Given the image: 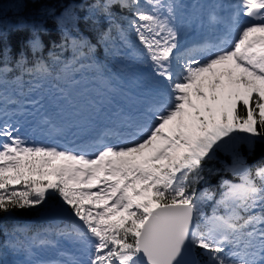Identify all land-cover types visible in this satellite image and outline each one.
<instances>
[{"label": "snow or ice", "instance_id": "6c2138e0", "mask_svg": "<svg viewBox=\"0 0 264 264\" xmlns=\"http://www.w3.org/2000/svg\"><path fill=\"white\" fill-rule=\"evenodd\" d=\"M96 7L110 24L97 42L107 43L113 28L126 40L112 9L132 13L128 27L165 91L140 119L74 148L29 143L18 128L0 123V213L37 208L58 196L73 218L72 231L59 235L89 249L86 262L72 264H264V167L253 174L239 152L241 144L251 148L264 139V0H237L231 19L238 36L231 46H224L225 39L186 51L173 23V3L104 0ZM242 16L251 22H241ZM32 27L29 47L42 49V29ZM16 63H27L23 54ZM11 71L7 63L0 65V85ZM44 124L62 131L51 121ZM220 152L231 153L227 170L239 182L221 184L216 210L208 216L203 205L213 194L195 185ZM29 239L28 251L37 243L52 245Z\"/></svg>", "mask_w": 264, "mask_h": 264}, {"label": "trees", "instance_id": "16d2710c", "mask_svg": "<svg viewBox=\"0 0 264 264\" xmlns=\"http://www.w3.org/2000/svg\"><path fill=\"white\" fill-rule=\"evenodd\" d=\"M103 2L104 0H0V33H2L0 65L7 63L8 67L13 69L4 78L8 81L14 78L24 81L40 76L41 80H48V84H57L55 76L60 73V68L70 56L67 49L69 39L66 37H73L77 40L85 38L83 40L87 44L90 42L91 47L83 49L82 53L86 56H94L106 67H111L114 60L133 55L128 41H132L139 50L140 56H137V60L147 58L143 46L139 44L135 34L128 27L127 21L132 18V13L119 7L113 8L112 11L116 14V22L125 29L127 39L121 40L116 29L113 28L111 38L107 43L103 40L97 42L99 35L107 32L110 27L108 18L96 7L97 4ZM143 2L144 0H141V3ZM21 21L28 27L22 30L17 29L15 25ZM33 25H39L42 29L38 34L43 47L39 50H33L28 44L33 35ZM21 54L27 61L23 66L16 63ZM40 60L47 64H45L46 69L35 73L33 65L39 63ZM239 152L247 168L253 174L258 167H264V139H257L251 148L248 144H241ZM231 163H233V157L230 152H220L216 159L206 163L202 173L205 180L195 185L198 192L207 189L209 192L216 190L220 193L221 184L225 180H236L238 178L236 174L226 169ZM58 199L56 195L55 197L50 196L43 205L37 208L13 210L10 214L0 213V241H5L10 236L8 225L12 221L30 225L29 231L25 234L28 238L37 232L40 235L55 232L59 227L56 223L49 221L51 217L49 207L52 202L57 203ZM203 209L206 213L211 212V204L204 206ZM69 224L64 221L60 227L68 231Z\"/></svg>", "mask_w": 264, "mask_h": 264}, {"label": "rangeland", "instance_id": "374dc122", "mask_svg": "<svg viewBox=\"0 0 264 264\" xmlns=\"http://www.w3.org/2000/svg\"><path fill=\"white\" fill-rule=\"evenodd\" d=\"M165 2L174 4L170 0H165ZM164 14H166V11ZM68 42L67 49L70 56L68 61L60 68V73L55 76L56 83H59V85L55 83L48 84V80H41L40 76L24 81L18 78L8 81L4 78L3 84L0 85V111L10 108L14 101L26 111H38L49 116L52 114V116L59 119L58 123L61 126H66L69 122L84 121L91 123V116L97 114L101 102H110L128 107L127 101L134 104L138 100V96H142V93L136 94L132 88L133 86L139 87L137 82H144V80L137 78L147 71L146 69L151 66V62L143 59L137 60L140 53L136 45L130 43V50L133 55L125 56L121 60H114L115 62L111 67H106L94 56H86L82 53L83 49H88L85 40L69 39ZM139 62H142L146 68H139ZM45 64L43 60L34 63L33 71L38 73L37 69L41 66L42 70H45L47 65ZM205 91H207V88ZM130 94H135V97L130 96ZM132 100L134 102H131ZM1 115L0 118H4ZM231 164L233 165V163ZM236 176L238 177L236 180H229V182H239V176ZM219 192L212 191L214 199L204 203L203 207L210 203L212 209L209 213H206L203 209L205 215L210 216L216 210L215 201L220 199L222 188ZM52 197H55V195H52ZM49 209L51 211L49 221L53 224L56 223L59 228L55 232L45 233L44 235H40L39 232L37 234L33 233L31 237H35L37 240H50L54 246L39 245L37 243L28 251L31 240L25 234L29 231L30 225L13 223L12 221L8 225L10 236L5 241H0V263L31 264L32 261L37 260H56L67 264L69 258L67 259L65 256L85 262L88 260V255L86 257L83 255L89 254V249L83 242L75 237L67 238L59 235L58 230H63L60 224L64 221L70 223L68 231H72L73 221L58 213L60 210L68 212L67 206L63 205L59 198L57 203H51ZM17 227L26 228L27 231L17 233L15 231Z\"/></svg>", "mask_w": 264, "mask_h": 264}, {"label": "bare ground", "instance_id": "6f19581e", "mask_svg": "<svg viewBox=\"0 0 264 264\" xmlns=\"http://www.w3.org/2000/svg\"><path fill=\"white\" fill-rule=\"evenodd\" d=\"M205 2H207V3H209V5L210 4H212L213 6H216V5H218L219 3L218 2H216V1H214V0H204V3ZM192 3L193 2H190L189 0L186 2H183L182 0H174V5L176 6L175 7V20H174V24H175V26L178 28V30H179V33H181V35H180V39H181V41H180V46H182V44H183V42H182V37L185 35V34H191L189 31L190 30H188V31H186L185 32V26L183 25L184 24V20L185 19H187V18H191V17H193V18H196L195 19V21L197 20V18L199 17V16H202V14H204L205 15V13L207 12V10H208V8H209V6L207 5V6H203V5H200L197 9L196 8H193V5H192ZM206 3V4H207ZM180 10V13H181V15L183 16V20L181 21V22H175L176 20H177V14L179 13V11H177V10ZM187 45V44H186ZM190 48H192L191 46H190V44H189V46L186 48V49H181V51H186V50H188V49H190ZM219 68H222V67H224V66H218ZM156 76H154V73L152 72V71H150V70H147L146 72H144V73H142L141 74V76H138V78L137 79H142V80H144V82H142V81H140V82H137L138 84H139V87H137L136 88V86H133V88H132V90L136 93V94H138V93H142V92H147V90L150 88V85H152V84H154L155 83V79H157V81H158V79H160V78H158V77H156ZM155 78V79H154ZM226 78V77H225ZM206 93L208 92V90L207 91H205ZM140 95V94H139ZM130 96H132V97H135V94L134 95H131L130 94ZM139 97V96H138ZM139 99V98H138ZM131 102H134V100H132ZM125 103H126V101H125ZM127 103H128V107H130V106H132V103H129L128 101H127ZM127 103H126V105H127ZM139 103V101L137 100L136 101V104H138ZM123 108L122 107H118V108H116L115 109V115H120V114H122V113H125V111H123L122 110ZM137 114H139L140 115V113H137ZM141 118V116L140 117H137L136 119L138 120V119H140ZM90 121H93V119H90ZM72 123H74V122H72ZM76 123V122H75ZM82 124V122H78V123H76V125H74V132H79V127H80V125ZM84 125V124H83ZM24 132V131H23ZM23 132H21V133H23ZM34 142H36L35 140H33ZM58 213H59V215H61V216H63V217H66V218H68V219H73L71 216H70V214H69V212H67V211H65V210H60V211H58ZM75 260V259H74ZM75 261H82V260H80V259H78V260H75Z\"/></svg>", "mask_w": 264, "mask_h": 264}, {"label": "water", "instance_id": "95a60500", "mask_svg": "<svg viewBox=\"0 0 264 264\" xmlns=\"http://www.w3.org/2000/svg\"><path fill=\"white\" fill-rule=\"evenodd\" d=\"M245 164V163H244ZM246 165V164H245ZM233 165L231 164V165H228L227 167H226V169H228V168H230V167H232Z\"/></svg>", "mask_w": 264, "mask_h": 264}]
</instances>
